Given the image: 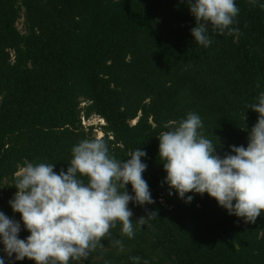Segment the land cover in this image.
Segmentation results:
<instances>
[{"label": "trees", "instance_id": "trees-1", "mask_svg": "<svg viewBox=\"0 0 264 264\" xmlns=\"http://www.w3.org/2000/svg\"><path fill=\"white\" fill-rule=\"evenodd\" d=\"M235 2L237 31L209 26L204 48L182 0H0V211L19 221L8 201L20 168L66 170L71 148L96 137L82 124L95 115L116 159L145 151L154 203L129 202L133 220L145 216L142 227L133 221V238L118 222L103 247L69 264H133L132 256L138 264H264V213L248 223L207 193H186L188 203L169 196L158 158L159 135L189 112L201 117L206 138L218 139L217 153L247 145L258 113L246 106L264 93V8ZM27 235L21 224L19 238Z\"/></svg>", "mask_w": 264, "mask_h": 264}, {"label": "clouds", "instance_id": "clouds-1", "mask_svg": "<svg viewBox=\"0 0 264 264\" xmlns=\"http://www.w3.org/2000/svg\"><path fill=\"white\" fill-rule=\"evenodd\" d=\"M195 24L193 40L207 48L211 43L209 26L217 33L231 34L239 8L235 0H182ZM264 8L260 0H248ZM257 83V87H259ZM258 117L248 132L247 145H229L222 155L203 134L201 117L193 112L157 138L158 158L165 172L163 183L168 195L185 203L193 195L208 194L229 215L254 223L264 213V93L249 103ZM101 120V119H100ZM103 123V120H101ZM139 147L126 160L109 152L103 137L83 139L71 148L66 170L54 171L53 163L26 162L19 170L16 188L8 205L19 213V221L0 211V264L29 259L34 264H69L87 259L101 239L119 222L121 234L135 235L133 221L142 227L145 216L132 219L129 202L153 204L149 185L143 178L147 164ZM131 186V194L126 190ZM157 217L155 210L148 212ZM21 224L28 235L21 239ZM119 252L120 240H113ZM133 264L140 257L132 256Z\"/></svg>", "mask_w": 264, "mask_h": 264}, {"label": "rangeland", "instance_id": "rangeland-1", "mask_svg": "<svg viewBox=\"0 0 264 264\" xmlns=\"http://www.w3.org/2000/svg\"><path fill=\"white\" fill-rule=\"evenodd\" d=\"M17 27L19 29L22 28V20H18L17 22ZM85 126L88 125H93L95 128L93 129L94 134L96 135V137H100L102 135L101 130L99 128V126H101L103 123L102 121L95 115H92L91 117H89L88 119H85L82 123ZM19 172V171H18Z\"/></svg>", "mask_w": 264, "mask_h": 264}]
</instances>
